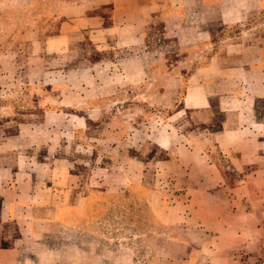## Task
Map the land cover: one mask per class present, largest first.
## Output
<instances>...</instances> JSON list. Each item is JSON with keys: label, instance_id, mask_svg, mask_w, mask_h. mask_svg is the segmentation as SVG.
Here are the masks:
<instances>
[{"label": "crops", "instance_id": "0c3cea01", "mask_svg": "<svg viewBox=\"0 0 264 264\" xmlns=\"http://www.w3.org/2000/svg\"><path fill=\"white\" fill-rule=\"evenodd\" d=\"M199 3L200 22H184L180 10L153 38L150 27L108 30L99 17L95 54L92 43H80L82 54L66 55L81 60L79 68L46 72L61 70V86L30 89L25 108L15 106L28 114L0 116V264H87L80 246L77 256L70 246L72 256L56 262L37 240L64 217L73 222L72 211L88 199L124 185L134 193V181L164 230L158 264H257L264 236V18L247 21L264 11V0ZM113 29L108 42L103 36ZM168 40L175 52L192 49L189 57L173 61ZM183 64L188 71L178 68ZM152 75L165 85L147 83ZM32 76L27 72L31 84ZM142 83L143 102L121 101ZM14 94L23 102L21 89ZM133 109L156 111L148 118L154 127L130 136L134 126L127 125V152L118 162L115 149H102L106 141L97 128L106 110ZM105 174L110 183L103 184ZM119 177L121 185L113 179Z\"/></svg>", "mask_w": 264, "mask_h": 264}, {"label": "rangeland", "instance_id": "374dc122", "mask_svg": "<svg viewBox=\"0 0 264 264\" xmlns=\"http://www.w3.org/2000/svg\"><path fill=\"white\" fill-rule=\"evenodd\" d=\"M199 6V0H0V89L3 90L0 93V103L6 106L0 109V116L13 117L20 115V112L21 115L28 114L29 111L17 109L15 106L21 105L25 108L23 94L28 95L30 89L44 90L61 86V83H64L61 70L55 73V76L53 73L52 76L47 75L46 72L79 68L82 61H70L66 55L75 52L76 55L82 54L80 43H92V49L88 50L94 55L93 45L98 38H102L100 32H96V27L100 24L99 17H102L101 23L105 24L104 27L108 30L113 26L117 28V25L120 28L124 26L135 29L150 27L153 29V38L158 36L162 27H167L166 22L170 23L169 27L174 24V16L180 13V10L184 14V22H200ZM261 18H264V11L258 17L250 18L247 24ZM235 30V27L229 28L228 32ZM115 31L113 29L106 32L103 38L110 42L115 36ZM66 34H71L67 35L72 38L71 45L64 40ZM48 42L51 43L47 44ZM169 43L172 42L168 40L167 43L168 55L173 61L186 59L191 54L192 49L187 48L175 52V48ZM31 44H34L33 52L36 54L33 59L28 57ZM69 45L70 50L67 52L66 47ZM50 53L55 56L47 57ZM173 61L167 62L166 68H170ZM179 67L184 71L189 69L185 64ZM27 72L33 73V84L27 78ZM77 80L79 79L72 80L74 84L70 85H76ZM66 83L69 84V81L66 80ZM147 83L155 87L165 85L164 77L159 78L156 75H152ZM171 85L172 83L167 81V86ZM144 86L143 83L136 86L133 94H124L121 101L126 102L125 97L131 96L129 101L134 105L143 102ZM14 89H21L23 102H19L20 97L14 98ZM42 111L39 110L38 114ZM155 112L133 109L118 113L116 110H106L105 123L97 128L106 141L102 149L109 153L111 150L108 148L115 149L113 156L120 162L127 152L124 146L126 142H122L127 133V125L134 126V129L128 132L130 136H136L143 125L154 127V122L151 120L149 124L148 118ZM91 130L94 134V127ZM109 155L108 157L112 156ZM101 179L103 184H106L110 183L112 178L105 174ZM113 179L119 181V184L125 181L124 178L120 180V177L119 180ZM134 182V193L130 187L127 190L124 185L125 189L117 193L107 192L95 200L88 199L82 209L72 211L73 215L76 214L73 222L66 221L64 217L62 225L48 230L50 232L47 236L39 238V247L49 251L48 259H54L56 262L66 261L72 254L65 248L71 246L76 249L77 256L80 246L83 252H86L87 264H112L115 263L116 257L120 258L118 264H126L127 261L122 259V255H127L132 264H158L162 260L158 247L164 230L156 221V213L146 209L141 187L138 181ZM261 242L256 252L257 264L263 254ZM25 246L29 248L32 243H26Z\"/></svg>", "mask_w": 264, "mask_h": 264}, {"label": "built area", "instance_id": "2783aa9c", "mask_svg": "<svg viewBox=\"0 0 264 264\" xmlns=\"http://www.w3.org/2000/svg\"><path fill=\"white\" fill-rule=\"evenodd\" d=\"M262 244V252H263V254H262V256H261V259H260V262H259V264H264V236L262 237V242H261Z\"/></svg>", "mask_w": 264, "mask_h": 264}]
</instances>
